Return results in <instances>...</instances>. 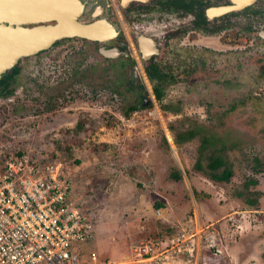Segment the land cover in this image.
I'll return each mask as SVG.
<instances>
[{"label":"rangeland","instance_id":"374dc122","mask_svg":"<svg viewBox=\"0 0 264 264\" xmlns=\"http://www.w3.org/2000/svg\"><path fill=\"white\" fill-rule=\"evenodd\" d=\"M239 31L233 24L225 66L218 58L213 73L201 71L203 81L164 84L162 98L146 107L139 88L120 79L116 62L91 41L70 38L57 43L67 47L21 58L12 93L0 95V168L6 155L26 149L61 156L73 200L94 211V238L80 247L98 263L138 264L136 247L173 226L217 238L220 256L202 247L198 264H264V76L250 53L256 47ZM196 124L218 148L225 143L228 180L194 167L199 135L174 144L176 132Z\"/></svg>","mask_w":264,"mask_h":264},{"label":"flooded vegetation","instance_id":"af4514ba","mask_svg":"<svg viewBox=\"0 0 264 264\" xmlns=\"http://www.w3.org/2000/svg\"><path fill=\"white\" fill-rule=\"evenodd\" d=\"M92 1L97 14L87 21L106 19L114 27L111 38L102 42L80 38L98 44V53L101 46L116 50L114 57L100 54L116 62L120 79L139 88L141 107H146L154 98L160 100L164 84L191 78L203 81L200 74L213 73L218 58L225 66L231 54L233 24L239 26L238 33L244 39L249 38L250 47H256L250 53L261 59L258 74L264 76V0H253L249 5L230 10L226 7L231 6V0ZM70 38L75 37L59 39L50 49L67 47V43L61 46L57 43ZM43 51L46 50L36 54ZM250 53L245 51V56ZM19 60L8 71L17 67ZM156 89L160 90V98L155 94Z\"/></svg>","mask_w":264,"mask_h":264},{"label":"built area","instance_id":"2783aa9c","mask_svg":"<svg viewBox=\"0 0 264 264\" xmlns=\"http://www.w3.org/2000/svg\"><path fill=\"white\" fill-rule=\"evenodd\" d=\"M46 156L26 149L5 161L0 173V264H101L94 251L84 253L80 247L94 238L92 207L73 200L66 166L57 158L40 161ZM201 232L180 230L161 245L141 244L134 251L136 262L174 264L185 258L198 264L202 247L220 256L215 235L207 231L202 240Z\"/></svg>","mask_w":264,"mask_h":264},{"label":"water","instance_id":"95a60500","mask_svg":"<svg viewBox=\"0 0 264 264\" xmlns=\"http://www.w3.org/2000/svg\"><path fill=\"white\" fill-rule=\"evenodd\" d=\"M231 1L227 10L253 2ZM94 3L92 0H0V79L19 59L46 50L59 39L84 37L102 42L111 38L114 27L106 19L87 21L97 14ZM99 52L105 57L116 55L115 49L105 46L99 47Z\"/></svg>","mask_w":264,"mask_h":264},{"label":"trees","instance_id":"16d2710c","mask_svg":"<svg viewBox=\"0 0 264 264\" xmlns=\"http://www.w3.org/2000/svg\"><path fill=\"white\" fill-rule=\"evenodd\" d=\"M20 68L14 67L11 71H8L5 73V75L0 79V95L4 94H10L12 93V89L10 88L11 83L15 80L16 74L19 72ZM155 94L157 98H160L161 93L159 89H156ZM136 105H131L130 109H135ZM78 126V125H77ZM79 127V129H78ZM78 130H82L80 126H78ZM204 125L196 124L195 127H191L188 129H184L182 131H178L174 135V143L175 145L179 146L181 143L188 141L190 139L195 138L197 135H199V144L197 147V151L199 153V156L196 158L194 167L201 171L204 175H206L208 178L214 181H226L230 178L232 175V169L230 164L226 161L225 159V143L224 146H220V148L217 147L216 139H213V137L208 133L205 132L203 129ZM172 127H170V130ZM165 140V139H164ZM212 147V150H209L210 152L208 153V156L206 157V163L203 164L201 160V156L203 153H206V149L209 147ZM20 151H17L14 153V155H18ZM43 150H38L37 156H40L43 154ZM52 158H57L61 159V156H57L54 153L50 152L49 155L46 157H42L40 161H46L47 159H52ZM6 160H7V155H6ZM5 169V163L4 165L0 168V173ZM171 176L175 180H179L181 177V174L179 171L172 172ZM249 182L253 183V180H249ZM246 202L249 205H255V200L254 199H246ZM176 231V228L173 226L168 227L167 232L164 235H161L160 237H157L154 240L149 241L152 244L156 245H161L163 241L168 239L174 232ZM262 258L264 259V252L262 253ZM138 264H145V263H138Z\"/></svg>","mask_w":264,"mask_h":264},{"label":"bare ground","instance_id":"6f19581e","mask_svg":"<svg viewBox=\"0 0 264 264\" xmlns=\"http://www.w3.org/2000/svg\"><path fill=\"white\" fill-rule=\"evenodd\" d=\"M205 233V232H204ZM203 237V236H202Z\"/></svg>","mask_w":264,"mask_h":264}]
</instances>
